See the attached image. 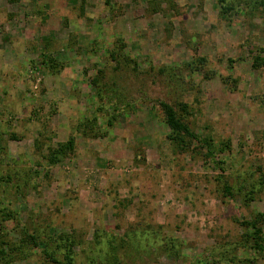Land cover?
<instances>
[{
	"label": "rangeland",
	"instance_id": "1",
	"mask_svg": "<svg viewBox=\"0 0 264 264\" xmlns=\"http://www.w3.org/2000/svg\"><path fill=\"white\" fill-rule=\"evenodd\" d=\"M227 7L0 0L9 264H264V0ZM161 101L214 157L169 139Z\"/></svg>",
	"mask_w": 264,
	"mask_h": 264
},
{
	"label": "trees",
	"instance_id": "2",
	"mask_svg": "<svg viewBox=\"0 0 264 264\" xmlns=\"http://www.w3.org/2000/svg\"><path fill=\"white\" fill-rule=\"evenodd\" d=\"M224 6L225 9H229L227 7L228 0H220ZM159 106L162 110V113L164 115V123L168 127L170 134L168 135L169 139L174 142L176 146L179 147V149H184L189 142H196L197 145H199L204 151L205 157H214V154L216 152L215 145L212 143L210 139L201 138L199 137L190 127V125L184 120V118L178 113V111L175 109L174 106L171 104L161 101L159 102ZM181 110L186 108V106H183L181 104ZM73 146V140L72 138L69 139L66 143L59 144L58 147L54 150H51V155H62L65 154L68 148L70 149ZM57 157V156H56ZM55 158V157H54ZM54 158L51 160L53 161ZM57 161V159H56ZM225 191L227 193L230 192L229 187L225 186ZM0 214H4L6 217L11 218L13 215V212L11 210L8 211L7 208H1ZM16 227L19 229V220H16ZM23 230L22 228L20 229ZM24 236V239H27L29 243H31L33 246L38 247L39 243L37 242V239L32 235L28 234L25 230L21 233ZM258 239L264 243V236L257 234ZM2 235L0 234V245H2ZM10 249L9 251L5 250L2 246L0 247V261H4L5 264H9L10 258H9V252L11 254L16 253L17 250V244L16 242L9 243ZM9 259V261H8ZM47 259L52 264H74L73 259L70 254H65L64 258L57 259V258H51L47 256ZM91 264H106V259H103L102 261H96V259L93 258V260L90 261Z\"/></svg>",
	"mask_w": 264,
	"mask_h": 264
}]
</instances>
